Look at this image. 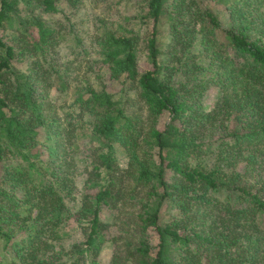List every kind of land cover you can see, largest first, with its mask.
Wrapping results in <instances>:
<instances>
[{
	"label": "trees",
	"instance_id": "trees-1",
	"mask_svg": "<svg viewBox=\"0 0 264 264\" xmlns=\"http://www.w3.org/2000/svg\"><path fill=\"white\" fill-rule=\"evenodd\" d=\"M211 1L0 0L9 264H264V0Z\"/></svg>",
	"mask_w": 264,
	"mask_h": 264
},
{
	"label": "rangeland",
	"instance_id": "rangeland-1",
	"mask_svg": "<svg viewBox=\"0 0 264 264\" xmlns=\"http://www.w3.org/2000/svg\"><path fill=\"white\" fill-rule=\"evenodd\" d=\"M214 0V1H211L209 4L210 6L213 8V10L218 14V16L220 17L221 21L223 24L227 25L229 23V20H228V13H227V10L225 9V2L224 0L221 1L219 0ZM61 8L67 10V7L65 5H62L60 6ZM82 12H79V14H81ZM88 21H85L83 22L82 24V28L87 31L89 26H88ZM217 88L215 87H210L208 89V91L205 93L204 97H203V102L204 104L206 105H210L213 103L214 100H216L217 98ZM52 91H51V95H52ZM64 101H67L65 98H58L56 100V102L58 104H60L61 102H64ZM120 157L121 159L123 160L124 159V156L123 154H120ZM76 179H77V185L78 187L81 186L82 184V179H83V174L81 173V170L78 169L76 171ZM109 211L107 210H104V212L102 213V217L104 218H109L110 214H108ZM110 249L108 247H105L100 255H99V264H107L108 261H109V256H110ZM0 264H9V254L4 250V247H3V241L2 239H0Z\"/></svg>",
	"mask_w": 264,
	"mask_h": 264
}]
</instances>
